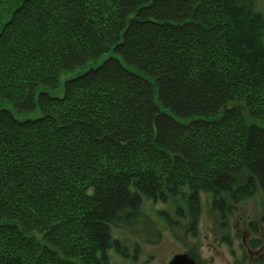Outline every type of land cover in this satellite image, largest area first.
<instances>
[{"label":"trees","instance_id":"trees-1","mask_svg":"<svg viewBox=\"0 0 264 264\" xmlns=\"http://www.w3.org/2000/svg\"><path fill=\"white\" fill-rule=\"evenodd\" d=\"M12 1L0 0V97L21 114L38 99L41 116L0 111V264H110L112 250L129 259L116 236L158 234L147 203L184 201L187 230L205 196L222 229L239 204L262 196L264 207L254 0ZM111 51L154 85L112 58L62 97L46 91ZM249 227L256 253L264 228Z\"/></svg>","mask_w":264,"mask_h":264},{"label":"rangeland","instance_id":"rangeland-1","mask_svg":"<svg viewBox=\"0 0 264 264\" xmlns=\"http://www.w3.org/2000/svg\"><path fill=\"white\" fill-rule=\"evenodd\" d=\"M19 2L21 0L12 1L15 4L14 6H17ZM254 2L256 9L264 17V0H254ZM6 19L5 17L4 20ZM112 58L119 59L127 69L150 80L154 85L153 80L146 74L140 72L138 69L129 67L120 56L114 51H111V53L101 56L96 61H90V63L78 69L63 73L59 89L54 91L48 89L46 91H49L57 97H62L66 82L88 73L90 69L100 67L104 62ZM154 90V101L159 105L158 90L155 86ZM36 106L34 112L21 114L11 102L4 101L0 97V111L8 110L15 118H19L20 120H37L41 116L38 99ZM262 203L263 198L259 196L257 199L250 200L246 204H239L237 211H235L229 220L228 227L222 229L221 217L213 212L211 199L205 196L203 199L202 215L199 217L200 219L195 224V227H192L194 228L193 230H187V228L191 229V224L189 223V208L181 199H172L168 204L160 203L156 206L152 203H147L145 213L155 224L149 229L152 232L157 231L158 234L150 236L148 232L136 235L132 232L129 234L120 233L116 238L121 239L122 244L128 247L130 258L127 259L122 255H118L112 250L109 252L110 264H170L169 262L176 255H185L189 250L196 252L197 260L200 264H254L255 262L251 258L256 255L255 252H251L252 249H249L253 229L249 226L253 222L258 229L264 228L261 225V218L264 214ZM159 211H166L170 217L169 219L175 221L172 226L168 227L158 220ZM162 221L164 222V220ZM144 239H149V241L145 242ZM134 244L138 246L137 258H134L136 247H134ZM260 253V258L258 257L260 260H257V264H264V250L260 251Z\"/></svg>","mask_w":264,"mask_h":264},{"label":"water","instance_id":"water-1","mask_svg":"<svg viewBox=\"0 0 264 264\" xmlns=\"http://www.w3.org/2000/svg\"><path fill=\"white\" fill-rule=\"evenodd\" d=\"M170 264H198L194 259L190 258L188 254L185 255H176Z\"/></svg>","mask_w":264,"mask_h":264},{"label":"flooded vegetation","instance_id":"flooded-vegetation-1","mask_svg":"<svg viewBox=\"0 0 264 264\" xmlns=\"http://www.w3.org/2000/svg\"><path fill=\"white\" fill-rule=\"evenodd\" d=\"M262 250H264V248H262ZM262 250H261V251H262ZM255 255H256V256L253 257V258H251V259H252L253 262H255L254 264H257V261H256V260H260V259H259V258H260V255H261L260 251H259V252H256ZM189 256H190V255H189ZM258 257H259V258H258ZM191 258H192V257H191ZM256 258H258V259H256ZM192 259H193V258H192ZM194 261H195V260H194ZM195 262H196V261H195ZM196 263H198V262H196ZM198 264H199V263H198Z\"/></svg>","mask_w":264,"mask_h":264}]
</instances>
